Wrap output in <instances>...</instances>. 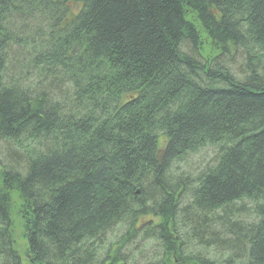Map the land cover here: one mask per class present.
Returning <instances> with one entry per match:
<instances>
[{
    "label": "trees",
    "instance_id": "1",
    "mask_svg": "<svg viewBox=\"0 0 264 264\" xmlns=\"http://www.w3.org/2000/svg\"><path fill=\"white\" fill-rule=\"evenodd\" d=\"M15 229L27 264H264V0H0V264Z\"/></svg>",
    "mask_w": 264,
    "mask_h": 264
},
{
    "label": "rangeland",
    "instance_id": "2",
    "mask_svg": "<svg viewBox=\"0 0 264 264\" xmlns=\"http://www.w3.org/2000/svg\"><path fill=\"white\" fill-rule=\"evenodd\" d=\"M210 155H211V152L209 150H205L201 154L194 155L193 157H190L188 159V163L184 167L186 169H188V166L194 165L199 158H205L207 161V160H209ZM197 165L198 164H196L195 166H197ZM15 230L16 231H15L14 236H15V239L18 243L19 248H20L19 251L22 254V260L24 261L25 264H27L26 258L24 256V251H25L24 249L26 247V240L23 238L20 229H15ZM133 252L135 254V260L138 262H141L142 264H156L155 262H159L161 260V255L159 253L156 255V257L154 259H152L150 257H148V258L142 257V255H140V253H138V252H135V251H133ZM193 255L202 258L204 255V251L202 249H196L193 251ZM128 264H130V263H128Z\"/></svg>",
    "mask_w": 264,
    "mask_h": 264
}]
</instances>
